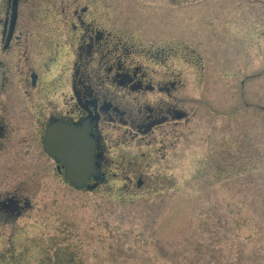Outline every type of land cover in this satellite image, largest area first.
<instances>
[{"label":"rangeland","instance_id":"1","mask_svg":"<svg viewBox=\"0 0 264 264\" xmlns=\"http://www.w3.org/2000/svg\"><path fill=\"white\" fill-rule=\"evenodd\" d=\"M200 6L176 31L187 117L141 142L108 127L115 164L93 189L55 172L34 116L8 117L0 264H264V0Z\"/></svg>","mask_w":264,"mask_h":264},{"label":"flooded vegetation","instance_id":"2","mask_svg":"<svg viewBox=\"0 0 264 264\" xmlns=\"http://www.w3.org/2000/svg\"><path fill=\"white\" fill-rule=\"evenodd\" d=\"M205 1L0 0V136L15 111L34 116L41 139L53 122L86 123L103 178L87 184L103 183L115 164L108 127L141 142L187 117L175 46L188 44L176 31L206 17Z\"/></svg>","mask_w":264,"mask_h":264},{"label":"water","instance_id":"3","mask_svg":"<svg viewBox=\"0 0 264 264\" xmlns=\"http://www.w3.org/2000/svg\"><path fill=\"white\" fill-rule=\"evenodd\" d=\"M41 145L56 163L64 164L63 177L72 187L91 190L96 185L87 184L90 178L94 181L103 179L94 169L96 142L86 123L74 126L53 122L46 128Z\"/></svg>","mask_w":264,"mask_h":264}]
</instances>
